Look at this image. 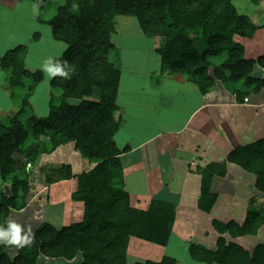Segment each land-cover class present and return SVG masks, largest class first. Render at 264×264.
Instances as JSON below:
<instances>
[{
	"label": "trees",
	"instance_id": "obj_1",
	"mask_svg": "<svg viewBox=\"0 0 264 264\" xmlns=\"http://www.w3.org/2000/svg\"><path fill=\"white\" fill-rule=\"evenodd\" d=\"M54 1L37 0L39 21L50 23L53 35L67 45L63 55L54 60L67 61L70 74L68 78L50 79L48 117H38L30 100L45 74L26 68L28 46L17 45L2 57L9 86L25 88V93L16 104L19 111L7 122L0 121L4 124L0 180L5 184L0 186V211L11 207L25 213L31 196L29 185L39 180L50 185L72 180L76 187L71 199L83 204V214L80 220L61 226L39 222L32 227V243L23 248L0 243V264H51L50 260L55 261L53 264H127L131 236L158 245L168 243L176 207L153 199L147 210L136 208L125 188L123 150L114 138L122 126L121 118L116 117L121 60L119 51L106 44L105 37L117 31L114 25L118 16L136 17L144 35L154 36L158 27L166 26L169 33L160 51L163 68L172 70L169 74L184 77L205 94L223 81L243 102L264 91V75L256 74L264 69V54L249 57L240 44L228 45L235 35L253 37L264 24L256 25L241 14L235 0H61L55 15L43 18ZM38 34L36 41L41 39ZM199 43L209 47L200 52ZM43 134L54 138L43 142ZM62 144H72L79 155L96 165L80 173L69 162L52 166L49 161L36 168L39 156L30 152L32 147L53 152ZM230 159L259 174L262 182L258 187L264 192V139L237 147ZM225 166L226 162H211L201 169L199 207L205 212H211L217 202L214 179L217 174L226 175ZM4 213H0L1 226ZM213 224L217 232H229L232 237L257 234L264 228V206H256L244 222L215 220ZM28 225L31 221L23 225L25 231ZM11 249L17 251L14 257ZM188 253L201 263L264 264V243L245 250L221 240L215 251L193 244ZM176 263L177 258L164 256L161 261L136 264Z\"/></svg>",
	"mask_w": 264,
	"mask_h": 264
},
{
	"label": "crops",
	"instance_id": "obj_2",
	"mask_svg": "<svg viewBox=\"0 0 264 264\" xmlns=\"http://www.w3.org/2000/svg\"><path fill=\"white\" fill-rule=\"evenodd\" d=\"M34 3H38L37 0H0V58L20 44L27 45L30 50L36 41L37 32L46 33L48 28L49 32L52 31L48 24L39 21L40 7L38 14L33 13L31 6ZM41 24L47 26L43 27L46 32L36 28V25L41 26ZM156 71L154 69L147 73L143 71V83L140 90L147 95L131 100L128 96L121 95V82L124 79L120 78L116 102L120 111L117 112L116 117L121 118L122 126L114 138L118 147L123 150L121 159L124 167L125 188L129 191L132 204L136 208L147 210L153 199L175 205L176 220L168 243L182 220L183 224L193 226V232H189L188 244L205 245L211 243V234L221 235L214 229L213 222L220 216L215 212L218 213V209L225 200L232 203L230 200L234 199L229 192L222 193L221 190L216 189L215 183L226 178L232 168L234 170L237 168L241 176H244L241 171L250 174L249 178L253 176L255 180H252L256 188H259L261 183L262 177L259 174L233 162L230 154L237 147L264 139V91L252 94L246 97L247 100L241 102L237 95L226 87L223 89L225 97L220 96L223 92L218 91L217 87L205 94L182 76L165 75V73L159 76ZM125 82L132 83L131 88H136L134 84L138 83L132 77L126 78ZM0 90L10 93V90L3 88V84H0ZM155 92L157 98L150 99L148 95ZM142 103L144 107L151 106V109L143 108ZM67 145L70 148L68 150L74 149L72 144ZM225 158H228L225 166L226 175L217 174L213 184V190L218 194L217 202L211 212H205L199 207L201 169L211 162L220 163L219 161ZM78 161L84 163L78 171L75 170L72 162H66L71 163L77 173L89 170L96 165L95 162H90L82 156ZM0 186L3 185L0 184ZM51 187L46 186L43 189V191L48 190L47 195H44L45 203L53 200ZM72 193L73 191L69 193V203L66 207L69 209L71 206L70 209H73V205L76 208V203L80 204L79 213L83 214V204L77 201L72 202L74 201L71 199ZM54 200L57 201V199ZM259 205L264 206L263 200L257 202V206ZM183 209L187 211L185 214L181 213ZM188 211H192V214ZM200 219H205L208 225L202 224ZM245 237L249 244L252 243L248 236ZM133 244H136L138 248L142 245L143 248L158 245L131 236L127 255ZM164 256L177 258L172 254L162 253L157 258L149 259L161 261ZM187 258L193 262L189 253L185 259ZM179 262L181 261L177 258V264Z\"/></svg>",
	"mask_w": 264,
	"mask_h": 264
},
{
	"label": "rangeland",
	"instance_id": "obj_3",
	"mask_svg": "<svg viewBox=\"0 0 264 264\" xmlns=\"http://www.w3.org/2000/svg\"><path fill=\"white\" fill-rule=\"evenodd\" d=\"M55 1L52 2V8L50 7L51 10L50 8H48L46 13L43 15V18H52V16L55 15L58 6L63 4L61 0H57L56 2ZM234 2L238 11L241 14L250 17L254 24L259 26L264 24V0H235ZM102 22L105 23L106 20L103 19ZM47 24L52 29V25L50 23ZM44 26L46 25H36V28H40L42 32H46V30H44L43 28ZM114 27L115 29H117V31L113 34H108L105 37L104 41L106 44L112 45L113 48L119 51L118 55L120 56L121 60V69H123V73H121V78L124 79L121 82V95L128 96L130 100L133 98L145 97L147 94L143 93V90H140L141 84L143 83V71L147 73L149 70L154 69L157 70L156 73L159 76L164 73L165 75L169 74V71L172 72V70L169 68H163L162 63L161 66H159V63L161 62L160 49L163 48L165 44L166 36L168 35L169 30L166 26L161 25L156 30V35H144L142 29L140 28L138 19L136 17L127 16H118L115 20ZM38 33H40L38 35H41V39L39 41H35L30 47V50H28V53L25 55L26 68L30 69L31 71L40 70L43 61L48 57H52L53 59H55L56 57L62 56L64 50L67 48V45L64 42H62L61 40H57V38L53 35L52 31L49 32V28L46 33ZM239 44L245 49L247 56L249 57L263 55L264 27H258L253 37L235 35L228 46L234 47L235 45ZM197 47L200 52H203L209 47V45L207 46V43H199ZM2 57L0 58V84H3V88H6V90H10L9 94L0 90V121L4 123L9 120L8 118L12 117L17 111H19L20 108L17 105L18 103H21L22 96L25 93V88L16 87L12 89L9 86L8 81H5V76L8 72L2 67ZM259 73L264 75V69L257 70L256 74L258 75ZM128 77H132L133 79H135V81H138V83L134 84L136 85V88H131L133 86L132 83L128 84L125 82V79ZM49 84L50 79L45 76V79L37 85L34 94L30 98L32 106L35 109V113L38 115V117L49 116V112L51 109V93ZM224 85L225 84L223 81L220 82L219 85L217 84L218 91L223 92V89L225 87ZM144 90H146V88H144ZM95 92V94H97L99 92V89H96ZM148 96L150 99L157 98L156 92L150 93ZM220 96L225 97L224 92L221 93ZM228 96H230V94H228ZM136 104L138 105V103H135V105ZM142 107L151 109V106L144 107L143 103ZM117 111L119 112L120 109H118ZM3 123L0 124V133L4 131ZM53 138L54 136L51 134L41 135V140L43 142H45L46 140H53ZM233 143L236 145L234 141ZM2 148L3 147H0V156ZM32 148L33 149H30V152H35L37 153V157L39 156L36 168H39L42 164L48 163L49 161L51 162L52 166L59 165L61 162L64 161H70L73 163L75 170L78 171L79 168H81L84 164L78 161L81 156L77 153L75 149L68 150L70 148L67 144H62L58 146V148L53 152H45L42 147L37 146ZM17 157L21 160L23 159V161H26L27 159L23 156H16V158ZM227 159H222L219 162H226L228 161ZM235 169L236 170H234V168L230 169V172L228 173L226 178L220 179L215 183L216 189L221 190L222 193L229 192V194H231L234 198L230 200L232 201V203L228 200H225L224 203H222L220 208L218 209V213L215 212L216 214H220L218 219L223 218L220 221L235 219L238 222H244L248 217V214H250L251 211L256 208L257 202H261L262 200L264 202V193L262 192V190L256 188V186L254 185L252 180L254 179L253 176H250L252 178H249L248 175L250 174H247L243 171L241 172L244 176H241L242 174L239 175L237 168ZM36 171H38V169H36ZM2 183L3 182L0 180V184ZM44 186H48V188L51 187L50 184H45L40 180L36 184L29 185L31 196L27 200V202L29 201V205L25 213L19 211L17 212L11 207H9L8 210L2 207L0 213L4 212V210L6 211V213H4L2 216L4 228L7 227L8 222L10 220H14L21 225H24L26 223L30 224L31 221V226L33 228H36L37 224L43 221H50V223H55V225L61 226V224H63L64 222L68 223L81 219L82 214L79 213L80 204L76 203V208L75 205H73V209H70L71 206L69 209L68 207H66V204L69 203V193L73 191L76 187V181H66L57 184L55 183V185L50 188V191H52L51 195L53 202H50L49 204L45 203L46 198L44 197V195H47L48 190L45 189L44 192ZM9 194L10 192H8V195ZM54 199H57V201H55ZM186 212L187 211L184 209L181 210V213L185 214ZM188 212L192 214V211ZM201 221L202 224L206 226L208 225L205 219H202ZM3 226L0 225V227ZM189 232H193V226H187V224H183L181 220L175 232L172 234L169 243L162 246H145L144 248L143 245L138 248L136 244H133L128 254V263H144L148 261L146 259L154 257L157 258L159 255L164 253L177 256V258H179V260L181 261L178 264H201V262L193 258V262L188 260V258L185 259L188 254L189 248ZM230 236L231 234L229 232L221 233V235L211 234V243L202 246L206 247L209 250L215 251L219 248L220 241L224 240L226 241V244H243L244 246H240L243 247L245 250H250L255 248L258 243H264V228L262 232H258L253 236ZM245 236H248L249 241L251 239L252 243L250 242L249 244L248 239ZM11 254L14 257L17 254L16 249H11ZM54 262L55 261L50 260L51 264H53ZM63 263L72 264L69 262ZM63 263L61 261L58 262V264ZM73 264H76V262H74Z\"/></svg>",
	"mask_w": 264,
	"mask_h": 264
},
{
	"label": "clouds",
	"instance_id": "obj_4",
	"mask_svg": "<svg viewBox=\"0 0 264 264\" xmlns=\"http://www.w3.org/2000/svg\"><path fill=\"white\" fill-rule=\"evenodd\" d=\"M31 7L33 13L38 14L40 4L34 3ZM66 69H68L67 61L60 62L54 60L52 57H48L43 61L40 70L47 78L52 79L57 76L68 78L70 69ZM3 184L4 183L1 185ZM33 236L34 233L31 225H28L25 231V227L14 220H10L6 228L0 227V243H4L8 246L23 248L32 243Z\"/></svg>",
	"mask_w": 264,
	"mask_h": 264
},
{
	"label": "built area",
	"instance_id": "obj_5",
	"mask_svg": "<svg viewBox=\"0 0 264 264\" xmlns=\"http://www.w3.org/2000/svg\"><path fill=\"white\" fill-rule=\"evenodd\" d=\"M3 186H5V184H3Z\"/></svg>",
	"mask_w": 264,
	"mask_h": 264
}]
</instances>
